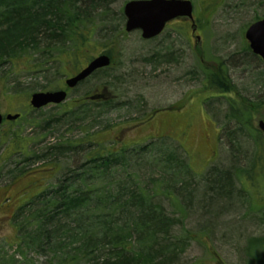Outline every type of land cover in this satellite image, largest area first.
<instances>
[{
  "label": "rangeland",
  "instance_id": "obj_1",
  "mask_svg": "<svg viewBox=\"0 0 264 264\" xmlns=\"http://www.w3.org/2000/svg\"><path fill=\"white\" fill-rule=\"evenodd\" d=\"M127 1L130 0H114L110 14L120 12V18L125 19L122 11ZM192 2L198 26L195 33L191 31L189 20L184 18L174 20L159 36L148 40L142 38L139 30L125 32L124 21L122 26H117L119 15L114 13L108 22L97 24L99 28L87 48L88 56L106 53L111 64L72 88L65 85V79L74 76L83 61L80 65H63V58L58 60L54 56L42 61L41 67L33 73L20 70L6 73L7 80L16 86L9 95L1 92V84L6 80H0V112L21 113L20 119L0 125V264L46 262V256L26 248L18 252L17 246L12 245L17 239L13 214L32 196L56 185L68 168L81 163L77 151L61 155L53 146L66 139L80 140L84 136L80 125L89 124L86 129L90 133L110 124L113 133L104 136L117 139L118 148L143 150L147 155L141 158L146 166L142 169L148 168L151 174L162 173L158 166L149 168L154 158L162 157L154 150L159 145L155 139L170 135L166 136L171 138H168L169 145L160 151L163 153H168L171 146H182L176 150L178 160L188 163L195 175L181 184L185 185V190L194 191L192 199L185 203L171 187L158 197L168 213L178 218L183 215V224L192 232L193 239L180 257L181 264H221L218 261L264 264V240L259 241L255 250L248 245L250 239H264V194L263 201L251 197L239 177L236 179L235 170L233 172L234 167L248 169L249 157L257 150V145L254 136L243 131L237 134L239 145L231 146L233 134L230 133L234 129L226 117V97L209 90L204 80V69L213 70L222 62L240 95L250 100H264L263 65L244 45L248 24L257 17L264 18V0ZM84 62L83 67L86 60ZM8 69V64H3L1 74ZM64 87L68 97L62 103L39 109L30 106L33 92ZM101 92L107 93V105L87 100ZM232 96L239 98L236 94ZM78 99L91 103L86 104L89 117L83 123L74 122V118L64 114L65 107L69 109L72 101ZM165 107L178 110L169 115L160 111L150 122L148 117ZM263 115L264 106L255 113L254 123ZM13 132L31 139L29 149L36 158L31 156V160L25 161L26 158L18 154L7 158L10 154L4 151L2 141ZM152 142L155 147L150 145ZM20 169L27 171L12 178ZM227 170L233 173L229 194L214 201L202 198L203 192L207 194V174Z\"/></svg>",
  "mask_w": 264,
  "mask_h": 264
},
{
  "label": "trees",
  "instance_id": "obj_2",
  "mask_svg": "<svg viewBox=\"0 0 264 264\" xmlns=\"http://www.w3.org/2000/svg\"><path fill=\"white\" fill-rule=\"evenodd\" d=\"M113 2L0 0V68L3 64H8L9 68L0 72V80H6L2 81L1 92L9 95L16 88L13 81L7 80L8 72L33 73L41 67L42 61L53 56L58 60L63 58V65L91 60L93 57L88 56L87 48L99 28L97 24L111 20L113 13L117 17L120 13L110 14ZM258 19L261 17L253 21ZM116 21L120 27L124 19L119 15ZM244 45L250 51L245 40ZM204 80L209 90L226 97V117L234 129L230 133L233 134L231 146L239 145L237 134L240 132L254 136L257 150L249 157L248 169L234 167L233 172L235 170L236 179L239 177L251 197L263 201L264 137L256 128L254 118L264 106V100H250L240 95L222 62L213 70L205 68ZM104 94L100 102L107 105L108 96ZM86 104L91 103L73 100L69 109L65 107V116L83 123L89 117ZM88 126L91 125H80L84 132L80 140L66 139L53 146L61 155L77 151L82 161L68 168L56 185L44 188L16 210L12 224L16 227L17 239L12 245L17 246L18 252L26 248L46 256L44 264H181L180 257L193 239L192 232L183 224V215L178 218L168 213L158 197L171 187L185 203L192 199L194 191L185 190V185L181 184L195 175L188 163L178 160L176 150L182 146H171L168 153H163L160 151L169 145V137L155 139L159 145L154 150L162 157L154 158L149 168L158 166L163 174L159 171L151 174L148 168L142 169L145 164L141 158L147 155L143 150L118 148L117 139L104 136L113 133L110 124L92 133L86 129ZM30 141L21 133L7 134L2 141L4 151L10 154L7 158L18 154V157L24 156L25 161L31 160L34 153L29 149ZM150 145L155 147L154 142ZM26 171L20 169L12 178ZM232 177L233 173L228 170L209 172L205 185L209 190L207 188V194L203 192L202 198L214 201L228 195ZM179 184L182 186L178 187ZM260 240L264 239H250V249H257Z\"/></svg>",
  "mask_w": 264,
  "mask_h": 264
},
{
  "label": "water",
  "instance_id": "obj_3",
  "mask_svg": "<svg viewBox=\"0 0 264 264\" xmlns=\"http://www.w3.org/2000/svg\"><path fill=\"white\" fill-rule=\"evenodd\" d=\"M192 2L190 0H130L125 3L123 13L126 17L125 30L127 32L139 29L145 39L157 36L166 23L177 17H187L193 20ZM245 37L249 42L251 51L259 56L264 63V18L252 22L246 29ZM110 64V57L100 54L88 62L76 75L67 78V87H74L86 79L93 72ZM103 95L97 94L90 99H98ZM67 98L66 90L36 91L30 96L29 103L32 108L39 109L48 104H59ZM19 113H0V124L3 119L16 120ZM258 128L264 134V118L258 121Z\"/></svg>",
  "mask_w": 264,
  "mask_h": 264
},
{
  "label": "flooded vegetation",
  "instance_id": "obj_4",
  "mask_svg": "<svg viewBox=\"0 0 264 264\" xmlns=\"http://www.w3.org/2000/svg\"><path fill=\"white\" fill-rule=\"evenodd\" d=\"M88 101H91V102H93L92 100H90V99H87ZM160 111H165V112H169V108H165V109H162V108H160V109H157V110H155L153 113V115L151 114L148 118H150V122H152V121H154L156 118H157V116H159V115H157L158 113H160ZM164 114H167V113H164ZM169 114H172V113H170L169 112ZM168 114V115H169ZM205 130H206V128H205ZM119 139H120V137H119Z\"/></svg>",
  "mask_w": 264,
  "mask_h": 264
},
{
  "label": "bare ground",
  "instance_id": "obj_5",
  "mask_svg": "<svg viewBox=\"0 0 264 264\" xmlns=\"http://www.w3.org/2000/svg\"><path fill=\"white\" fill-rule=\"evenodd\" d=\"M247 247L249 248V246L247 245Z\"/></svg>",
  "mask_w": 264,
  "mask_h": 264
}]
</instances>
